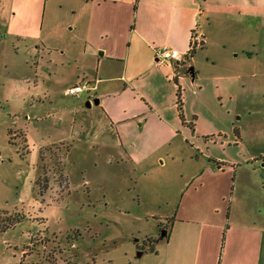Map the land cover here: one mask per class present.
Returning a JSON list of instances; mask_svg holds the SVG:
<instances>
[{"label": "rangeland", "instance_id": "obj_1", "mask_svg": "<svg viewBox=\"0 0 264 264\" xmlns=\"http://www.w3.org/2000/svg\"><path fill=\"white\" fill-rule=\"evenodd\" d=\"M11 1L22 27L42 19L38 39L0 44V264H162L170 246L160 234L180 216L194 177H208L203 165L212 156L235 165L219 177L261 188L241 203L254 218L260 200L264 228V188L253 178L264 183V0H232L228 15L230 0H201L211 11L194 30L205 40L170 82L181 132L142 150L137 167L111 147L115 129L99 99L86 107L92 91L64 95L96 68L82 54L72 0L43 2L41 14L36 1L0 0V15ZM161 90L157 99L167 104V86Z\"/></svg>", "mask_w": 264, "mask_h": 264}, {"label": "crops", "instance_id": "obj_2", "mask_svg": "<svg viewBox=\"0 0 264 264\" xmlns=\"http://www.w3.org/2000/svg\"><path fill=\"white\" fill-rule=\"evenodd\" d=\"M32 1H36L35 9L38 6L41 14L42 4L48 0H30L29 5ZM233 2L228 1L227 15L236 12V4H230ZM72 3L77 24L83 26L82 54H89L96 67L95 76L87 70L79 78L78 66L72 76L90 83L94 98L99 99L103 120L115 129L116 141L111 147L122 160L137 167L144 160L139 154L142 150L167 144L181 132L180 122L170 108L175 94L169 78L174 77L178 83L177 72L183 64L159 60L154 51L165 46L187 55L191 33L198 26L197 18L206 16L211 9L205 8L201 0H72ZM13 9L11 1L7 13L0 15V44L14 37L38 39L42 18L33 19L29 28L22 27L23 20L16 18ZM199 34L204 42V34ZM164 85L167 104L157 99L164 96L161 90ZM89 103L91 108L93 103ZM142 130L146 131L145 136H141ZM208 161L202 171L208 177H194L190 193L187 192L188 197L179 209L185 215L175 216L167 230L165 237L170 249L163 253L162 264H260L264 228L256 219L258 214L260 218L261 203L257 202L253 218L241 201L245 198L244 202H248L247 198L256 196L261 188L252 193L243 187V182L249 181L242 177H232V181L230 177H219L226 173L225 164L233 168L235 165L213 156ZM253 178L264 188L262 180Z\"/></svg>", "mask_w": 264, "mask_h": 264}, {"label": "built area", "instance_id": "obj_3", "mask_svg": "<svg viewBox=\"0 0 264 264\" xmlns=\"http://www.w3.org/2000/svg\"><path fill=\"white\" fill-rule=\"evenodd\" d=\"M197 30V29H196ZM196 30H193L191 33V41H190V47L188 50V53L190 51H193L192 48H194V46L198 45L200 42H202L201 40L198 42V39L201 37V35L196 32ZM154 55L157 59L162 60V61H173L174 63H176V65H181L183 64L182 62H185V59L187 58L188 54H180L179 52L172 50L170 48L167 47H161V48H157L154 51ZM170 81H175L174 77H170L169 78ZM92 89V87L90 86V83L88 82H83L80 84H76L73 85L69 88H67L64 91V95L65 96H78L84 92H90Z\"/></svg>", "mask_w": 264, "mask_h": 264}, {"label": "water", "instance_id": "obj_4", "mask_svg": "<svg viewBox=\"0 0 264 264\" xmlns=\"http://www.w3.org/2000/svg\"><path fill=\"white\" fill-rule=\"evenodd\" d=\"M186 74L189 75V76L191 77V80H193V78H194V71H193V68H192V67H189V68L187 69ZM93 104L98 105V101H97V99H95V100L93 101ZM90 106H91L90 103H89V102H86V107L89 108ZM165 236H166V232H165V231H162V233L160 234V237H161V238H164ZM141 255H142V253H141V252H138V253L136 254V257H137V258H140Z\"/></svg>", "mask_w": 264, "mask_h": 264}, {"label": "trees", "instance_id": "obj_5", "mask_svg": "<svg viewBox=\"0 0 264 264\" xmlns=\"http://www.w3.org/2000/svg\"><path fill=\"white\" fill-rule=\"evenodd\" d=\"M193 53H194V51H190L188 53V58L192 57ZM179 92H180V89L178 88L177 93H176V97H177V103L176 104L179 106V109H181L180 108L181 101H180V93ZM180 117L182 118V115H180ZM15 220H18V218H16V217L15 218H11L10 223L13 224ZM11 225L9 224V226H11ZM1 231H4V230H1ZM160 239H161V237H160ZM150 242H153V241H150ZM153 251H154L153 248H150V252H153Z\"/></svg>", "mask_w": 264, "mask_h": 264}]
</instances>
